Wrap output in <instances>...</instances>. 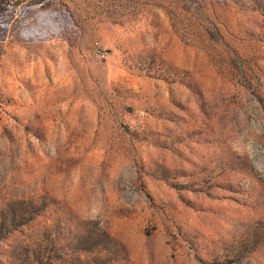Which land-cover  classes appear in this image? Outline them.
I'll return each instance as SVG.
<instances>
[{
  "label": "rangeland",
  "instance_id": "374dc122",
  "mask_svg": "<svg viewBox=\"0 0 264 264\" xmlns=\"http://www.w3.org/2000/svg\"><path fill=\"white\" fill-rule=\"evenodd\" d=\"M0 264H264V0H0Z\"/></svg>",
  "mask_w": 264,
  "mask_h": 264
}]
</instances>
